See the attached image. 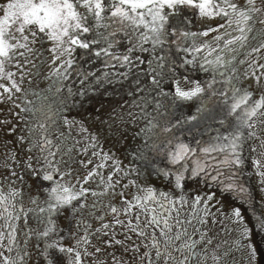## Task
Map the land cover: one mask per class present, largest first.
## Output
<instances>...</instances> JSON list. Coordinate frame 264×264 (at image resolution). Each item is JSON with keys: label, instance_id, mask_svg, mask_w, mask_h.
<instances>
[{"label": "snow or ice", "instance_id": "obj_1", "mask_svg": "<svg viewBox=\"0 0 264 264\" xmlns=\"http://www.w3.org/2000/svg\"><path fill=\"white\" fill-rule=\"evenodd\" d=\"M198 15L200 18L223 20L216 27H210L202 32H193L188 29L191 23L187 13ZM259 26V27H257ZM94 33L91 40L82 39L84 34ZM210 33H215L210 40H202ZM120 36L122 39H117ZM201 39V43L197 40ZM50 43V47H45ZM124 44L125 51H114L117 45ZM93 45H101L94 49ZM168 46L165 50V46ZM174 46V48L172 47ZM77 48L89 50L96 58L104 57L103 64L107 69L101 76L95 72H82L77 66L73 53ZM43 49V51H42ZM157 49L164 52L157 55ZM45 52L48 58L42 59ZM148 52L153 59L148 61L150 80L144 84L139 74L133 83L136 87L128 93L135 96L147 90L149 93H158L167 97L169 92H164L161 85L167 73L161 71L165 63L175 65L177 60L180 67L196 65L204 72H210L211 78L201 82L198 79H190L183 76V83L190 87L181 86V78L175 74V68H171L172 75L168 77L171 82V95L179 101H200L196 114L187 117L186 121H177L171 126H164L162 132L173 133L174 128L182 126V123L197 122L208 113L215 121L217 116L221 118L218 123L221 126L227 124L228 131L217 135L209 141L196 140L195 147L183 142L179 136H169L162 141L161 148L155 142L151 146L155 151L166 154L173 168H159L157 175L168 179L169 183L174 180L175 187L182 189L186 179L199 178L206 183L211 181L217 185L221 193H237L246 197L249 190L240 182L245 166V145L249 146L251 153L256 154L252 159V165L256 175L260 178V184L264 186V63H260V54L264 53V0H0V103L12 102L14 107L19 108L17 100H22L24 107L22 112L30 113L37 123L29 128V136L34 137L30 143L33 149H38L43 158V167L34 168L32 157L25 162V174L37 176L42 181L51 182V186L45 189L46 198L43 206L35 199L33 204L36 209H29L33 213L38 224H43V230H32L25 234L24 247L20 246L17 239L18 230L15 221H18L23 213L25 221L28 214L23 208L17 209L16 198L22 196V192L10 189L5 193L0 189V264H28L31 253L27 248L28 240L35 234L37 241H43L40 251L44 264H85V258H93L92 264H106L104 260H97V253L101 248L92 243V237L99 240L101 237H109L104 244L111 247L120 245L128 251L126 242L131 240L127 232L134 233L141 238L140 244H134L131 248L133 253L139 255L142 264H207L209 256L206 250L204 254L197 251L202 243L211 244L206 240V233L200 235L199 241L188 232V226L193 220L201 226L207 224V217L211 215L209 202L213 200L215 193L204 196H196L192 202L190 219H180V208L187 204L186 198L179 197L180 208L177 200L167 192H159L155 187L147 183L140 184L137 180H129L122 185L136 187L137 194L133 200L124 199L123 207L117 208L111 203L107 205L108 211L113 215L114 223H101L94 231L91 225L83 218L76 221V228L83 227V235L72 247L62 244L63 237L58 236L59 230L55 226L53 214L70 209L75 215H81L89 209L87 200L89 196L95 197L96 202L91 205L89 212L99 206V198L106 195H115V189L120 184V178L115 181L114 176L122 174L128 176L133 169L121 167V161L114 155L103 151L99 144V137L89 134L90 144L81 149L82 153L88 154L89 148L93 149L91 157H98L96 163L81 181L77 178L76 184L65 182V176H71V171H62L60 164L67 165L69 162L56 161L55 157L61 151L59 145L53 144L48 138L49 129L56 122L53 119L52 105L46 103L48 96L25 88L27 79L38 74L37 60L40 66H46L50 70L46 79L55 77L56 93H61L67 87V97H84L90 91L99 90L105 85H117L123 87V81L127 80L132 73L133 67H138L144 61L134 53ZM181 53L191 54L181 57ZM199 55V60L197 59ZM243 55L244 59H239ZM175 57V58H173ZM211 57V59H209ZM153 63L155 67H152ZM247 67L242 73L245 80H252L260 91L258 98L254 99V91L251 85H240V76L237 74V65ZM30 66V67H29ZM117 67L125 68L126 71H115ZM12 69H15L13 71ZM32 69H37L33 72ZM73 72L79 80L81 87L73 90L65 84L72 78ZM222 79H217V77ZM94 80L89 82V78ZM221 84V88L215 85ZM48 91H51L49 88ZM19 94V95H18ZM34 96L40 100L39 105L29 99ZM143 106L133 102L138 112L128 111L129 122L137 119H147V124L141 132L145 134V143L151 138L153 130L159 128L156 117L146 112L148 104L146 96H142ZM209 105H213L214 108ZM160 105L157 103L156 108ZM215 111V115H212ZM19 116V113L16 114ZM151 117V118H149ZM123 122V116L118 117ZM4 123H7L6 121ZM75 121L64 118V124L71 128ZM39 129V139H35ZM120 129H116L119 131ZM81 131L87 133V128L81 125ZM64 136L63 132L59 133ZM23 141L24 137L21 136ZM258 141V145L253 144ZM55 148V151L53 149ZM71 151V149H69ZM201 154L200 156L197 153ZM158 153V154H159ZM215 154V155H213ZM14 163H19L15 157L11 158ZM39 157L37 162L39 163ZM135 159L143 160V153ZM112 161V164H108ZM193 161L194 167L189 169L188 163ZM82 167L93 165L89 158L77 161ZM112 167V172L105 178L102 169ZM12 176L23 181V175L12 171ZM59 175L60 179H56ZM140 172L136 171L137 179ZM152 175L148 173V177ZM94 178L99 180V186L103 191L84 187ZM79 185V187H77ZM123 196V192L119 193ZM75 202V203H74ZM175 213V215H173ZM120 215L129 217L127 221L121 220ZM144 217L141 223V217ZM233 216L237 223H242L239 209H234ZM134 217L135 223L133 222ZM97 219L103 221L104 217ZM257 231L264 234V218L257 217ZM116 226L125 228L124 239H116ZM243 226L241 241H237L238 249L248 248L249 254L255 258V248L251 244L245 245L242 240L250 237L251 229ZM195 231H199L196 229ZM99 234V235H97ZM94 251H89V248ZM7 253V254H6ZM14 253V255H13ZM112 255V264H126V262ZM224 253H213L211 259L215 264H222Z\"/></svg>", "mask_w": 264, "mask_h": 264}, {"label": "rangeland", "instance_id": "obj_2", "mask_svg": "<svg viewBox=\"0 0 264 264\" xmlns=\"http://www.w3.org/2000/svg\"><path fill=\"white\" fill-rule=\"evenodd\" d=\"M242 2V0H241ZM198 22L204 18H200L197 15ZM220 23H223V20H220ZM219 23V24H220ZM192 27V26H191ZM190 27V29H191ZM259 27V26H257ZM193 32H202L192 30ZM204 31V30H203ZM215 33H210L208 37L203 39L210 40ZM84 39V37H83ZM50 43H46L45 47H50ZM80 50V49H79ZM43 51V49H42ZM77 54V49L73 53V58L75 59ZM147 57V64L149 67L148 61L152 60L153 57L150 53L145 52ZM157 55H159L157 51ZM199 55L197 54V59L199 60ZM48 58V53L45 52L42 59ZM245 57L241 55L239 59H244ZM211 59V57H209ZM260 63H264V53L260 54ZM198 64V63H197ZM38 65V74L35 76L29 77L32 81L31 84L25 81L24 87L30 88L34 92L43 94L50 88V85L53 84L55 77L46 79L48 71L50 70L46 66H40L39 60H37ZM30 67V66H29ZM152 67H155L153 63ZM247 65H237V74L240 76V81H249L251 86L255 89L257 95H260V91L257 86L253 83L252 80H245L242 76V73L245 71ZM150 69V68H149ZM15 71V69H12ZM33 72H37V69H32ZM154 74V73H153ZM90 81V80H89ZM67 86H71L73 90H77L81 87L80 84L73 85L71 82H65ZM55 86V84H54ZM182 87H190L183 83L181 79ZM216 88H221V84L215 85ZM56 92V88L54 89ZM97 92L98 95L92 97V93ZM19 95V94H18ZM67 87L63 89L61 93H57L56 96L50 95L46 103H50L52 98L58 97L61 107L58 117L59 131L58 133L63 132L65 137H70V140L74 146V152L77 154L79 160H84L87 163L89 158L96 159L99 162L98 157H91V152L93 149L89 148L88 154L82 153L81 149L90 144V139H88L89 134L99 137V144L102 146L103 151L115 156L119 159L121 167L124 169H133L140 172V177L137 179L136 171H132L128 176H122V174H117L113 177L115 181L118 177L120 178V184L117 185V191L123 192L125 194V188L122 185L127 184L129 180H137V183L145 184L148 186L155 187L156 189L161 184L160 175L156 174V170L159 168H173L179 167V165L172 166L164 153H159V149L153 150L152 147L149 153L154 154L155 156L150 155V159L153 164L157 165L155 170L149 166L143 167V163H140V159H135L139 154H141L143 146L145 143V134L141 132V129H144L147 124V119H137L135 121L129 122L130 118L127 116L129 110L133 112H138L139 110L133 106V102H138L143 106V100L140 98L132 99L131 97L122 94H111L103 91L93 90L90 91L87 96H73L71 98L65 99L67 97ZM29 99H33L34 96H29ZM57 100V101H58ZM17 104H20V107H14L12 102L4 101L0 103V173L2 175H8V179L5 181L4 185L10 184L13 189H19L22 192L24 207L36 209L37 205L32 203V200L35 199L38 204L43 206V201L46 198L45 191L40 188L36 182V176H31L25 174V162L28 161L31 156L32 164L34 168H38L37 157L33 155V152L29 150L32 144L30 141L34 137L29 136V128L37 123V120L34 119L30 113L22 112L21 108L24 107L22 100H17ZM40 100H38L37 105H39ZM186 105L191 104L192 101L184 102ZM200 106V105H199ZM198 106V107H199ZM197 107V108H198ZM210 107L214 108L213 105ZM146 112L149 113V107L146 106ZM197 110V109H196ZM19 113V116L16 114ZM196 114V112H195ZM212 115H215L213 111ZM123 116V122L118 117ZM210 115L205 113L203 119H206ZM211 117V116H210ZM64 118L69 121H75L76 123L69 128L68 125L64 124ZM220 116H217L216 119H220ZM54 119V116H53ZM7 123H4V122ZM81 125L84 128H87L88 132L84 133L81 131ZM116 129H120L116 131ZM220 129H225V133L228 131V126L220 127ZM161 134V133H160ZM162 135V134H161ZM23 136L24 140L21 141L20 137ZM40 136L39 129H37V135L35 139H38ZM60 136V135H59ZM48 138L50 139L49 135ZM53 139H56V136H52ZM147 142H149L147 140ZM253 144L258 145V141H253ZM161 148L164 147L162 142H157ZM194 146V145H193ZM249 146L246 144L244 151L245 157L251 163L250 168L255 172V169L252 165V159L255 158L256 154L250 152ZM37 152L38 149H33ZM159 153V154H158ZM40 154V152H39ZM41 155V154H40ZM145 158L148 156L145 154ZM15 157V160L19 163H14L11 159ZM157 159V161L155 160ZM78 160V161H79ZM40 161V160H39ZM108 164H112V161H109ZM189 169L194 167L193 161L188 163ZM71 176L64 178V181H70L72 184H76L77 178L81 181L85 177L89 169L82 167L79 163H75L72 166ZM16 171L20 175H23V181L18 180L15 176H12V171ZM112 167H105L102 169V174L107 178V176L112 172ZM151 172L152 175L148 177V173ZM96 183H99V180L96 179ZM14 184V185H13ZM90 184V181H89ZM172 183H169L166 187L171 186ZM88 185V184H87ZM175 185V184H174ZM85 186V185H84ZM185 186L193 190L195 195L202 194L204 197L211 193H215L213 200L210 201L212 208L214 209L213 223L205 225V233L208 234L211 240L208 251V262L209 264H215L211 259L213 253L220 254L228 251V255L224 257L222 264H264V234H261L257 231V217L264 218V186L260 184V178L256 173L254 174L253 183L251 187L256 194L258 200V209L256 212L249 211L245 206L235 201L233 198L222 194L219 190L209 187L207 184L190 180ZM79 187V185H77ZM134 189L135 187L129 185ZM165 187V188H166ZM184 188V187H183ZM169 189H163V192H167ZM204 193V194H203ZM123 197V196H122ZM122 198L120 199V201ZM22 203V202H21ZM75 203V202H74ZM23 204V203H22ZM234 209H239L242 217V223H237L236 218L233 216ZM66 210V209H65ZM68 210V209H67ZM72 212V211H71ZM258 213L259 216H256ZM73 214V213H72ZM27 227L32 230H40L43 228V224H38L35 219L26 221ZM17 230H18V241L20 242L21 247H24L25 241V230L21 220L16 221ZM247 225L251 229L250 237L245 241V245L251 244L255 248V258L249 254L247 247L243 249H238L236 242L240 241V238L243 233V226ZM127 230L124 228L123 235L117 233L116 238L123 237L124 233ZM127 235L131 237V240L128 241L127 248L128 251L118 250L117 245H112L109 247L107 254L104 258L106 264H112V255L115 254L116 258L129 264L131 261L137 260L139 262V255L142 254L143 248L140 249V253H133L131 248L134 244H140L141 238H138L134 233L127 232ZM121 240V238H119ZM39 247L43 248V241H37L35 234L32 235L31 239L28 240L27 248L31 253V259L28 261V264H44V259L42 258L39 250L37 249V244ZM105 246H107L105 244ZM108 247V246H107ZM130 259L125 261L127 258ZM136 262V263H138ZM139 264H141L139 262Z\"/></svg>", "mask_w": 264, "mask_h": 264}, {"label": "flooded vegetation", "instance_id": "obj_3", "mask_svg": "<svg viewBox=\"0 0 264 264\" xmlns=\"http://www.w3.org/2000/svg\"><path fill=\"white\" fill-rule=\"evenodd\" d=\"M189 13H187V15ZM190 20H191V23L188 24V26H187L189 30H191V31L192 30L203 31V30H206V29H208L210 27H216L220 23L221 18H219V17H217L215 19L204 18L200 22H198L197 15L196 14H192L190 16ZM190 27H191V29H190ZM202 40H207V39H203L202 38ZM202 40L198 39L197 43L199 44L200 42H202ZM79 49L80 48H77V54H76V57H75V61H77L78 54L81 51V49L80 50ZM187 59H192V55L191 54H187ZM75 65H74V67H75ZM240 85L243 86V87H248L251 84H250L249 81H240ZM50 88H51V91H48L49 90L48 89L43 94H41V96H45V95L48 96V97L50 95L56 96L57 93L54 92V89L56 88V85L54 86V83H53L52 85H50ZM251 88L254 91V99L258 98L259 95H257L255 89L252 86H251ZM58 99H59L58 97L52 98L50 103H49V104L52 105V113H53L54 120H55L56 123L50 127L48 135L50 137V140L53 141V144L59 145L60 148H61V151L56 154L55 160L56 161H60L61 157H63L64 161H68L69 162L67 165L60 164L61 170L62 171H72V169H73L72 166L75 163H77L79 158H78L77 154H75V152H74L73 144L71 142H67V140H70V137L59 136V133L57 132V131H59L58 117L57 116L60 113V107H61L60 106L61 103H60V101ZM32 100H34L36 104L38 103V99L36 97H34ZM183 102H187V101H183ZM194 105H195V100L192 101L191 104H187L186 105L184 103L183 109L185 110L186 113H191L193 111V109H194ZM53 135L56 136L57 138L53 139L52 138ZM30 148H32V146H30ZM69 149H71V151H69ZM53 151H55V148L53 149ZM31 152H33V155L35 157H37V158L39 157L40 158L39 159L40 161H39V164H38V168L43 167V158L39 154V151L35 152V151L31 150ZM92 160H93V165H88L89 171L92 169V167L96 163H99L96 159H92ZM246 161L249 162L247 158H246ZM250 165H251V163H250ZM249 171L251 172V177H250L249 181L251 183H253V178H254L255 172H253V170L250 168V166H249ZM8 175L9 174L2 175L0 173V189H2L5 193H7L10 189H13L10 184L4 185L5 181L8 179ZM66 177L67 176H65L64 178H66ZM159 178L161 180V184H159V187L157 188V190L159 192H163V189H169L167 191V193H169L173 198H175L177 200V207L178 208H180L179 197L181 195H183L186 198L187 204L184 207L180 208V219L182 221H184L186 219H190L191 218L190 217V210H191V207H192V202H193L194 198L196 196H198V195H195V193L193 192L192 189L187 188L185 186V184L188 181H190V179H186L184 181V188L178 189L174 185L175 184L174 180H173L171 186L166 187L168 185V179H165L161 175H160ZM56 179L57 180L60 179L59 175H56ZM36 182L40 186V188H42L44 191H45L46 188L51 186V182L42 181V179H40L37 176H36ZM98 184L99 183H96V178H94L93 180L90 181V184L85 185L84 187H91L93 190L103 191L104 190L103 186L101 185V186L98 187ZM212 188H214V187H212ZM16 190L20 191L19 189H16ZM124 191H125V194L123 195V197L119 194L120 191H117V190H115V192H116L115 195H106V196L100 197L99 198V206L95 210H92L91 214L89 212V209H91V205L94 202H96V199H97V198L92 197V196H89V198L87 200L89 209H86L84 211V213L82 214V216L81 215H75L74 216V214H72L70 209L61 210V211H58V212L54 213L52 218L55 221V226L59 230L58 236H56L54 238L58 239L59 237H63L62 244L64 246H68V247L75 246L77 240L80 238L81 235H83V227H81L79 230L76 228V221L81 219V218H83L86 223L91 225V229L93 231L96 228H99L101 223L113 224L114 223L113 215L108 211L107 205L109 203H111L113 206H115L117 208H122L123 207L122 201L124 199L133 200V197L137 194L136 187L134 189H132L131 187H127V188H125ZM199 196H204V195L199 194ZM121 198H122V200L120 201ZM16 206H17V209H20L22 207L24 212L28 214L27 220L35 219L33 213L29 211V209H31V208H25L24 207L23 196H19V197L16 198ZM257 209H258V202H257ZM209 210H210L211 215H209L207 217V221H208V224H212L213 223V215L215 213L213 211L214 209L212 208V204L210 202H209ZM18 214L21 216V218L19 220L22 221L23 226H24V230L27 233L29 231V228L27 227V224H26V221L24 219L23 213H19L18 212ZM173 215H175V213H173ZM100 216L104 217L103 221L97 219V217H100ZM256 216H259L258 213H256ZM119 218L121 220H124V221H127L129 219V217H126L124 215H120ZM131 218L133 219V222L135 223L134 217H131ZM143 220H144V217L142 216L141 217V223H143ZM0 223H2V221H0ZM15 223H16V221H15ZM205 225L201 226L198 222L193 220V224L188 226V232L193 234V238L196 239L197 241H199L200 235L202 233H205ZM196 229H199V231H195ZM40 230H43V228H40ZM123 230H124V228H122L120 226H116V228H115V231L117 233H119V234H122V235H123ZM97 235H99V234H97ZM119 238H121V240L124 239L123 237H119ZM119 238H116V239H119ZM207 238H209L208 234H206V240H207ZM241 238H242V236H241ZM241 238H240V241H241ZM107 239H109V237H106V236L105 237H101L99 240H97L95 237H92V243L102 249L101 252L97 253V255H96V259L97 260H104L106 254H107L109 246L107 247L104 244V241L107 240ZM246 240L247 239L242 240V243H245ZM127 243H128V241L126 242V244ZM117 246H118V250L125 251L124 248L121 247L120 245H117ZM43 247H44V243H43ZM201 249L206 250V252L208 254L209 245L207 243H202L197 248V251L201 252ZM89 251H94V249H92L90 247ZM143 251H144V249H143ZM203 254L204 253L201 252V255H203ZM13 255H14V253H13ZM92 259L93 258H90V257L89 258H85V264H92ZM129 259H130V255H129V258H127L125 261H128ZM136 262H138V261L133 259V261H131L129 264H139V262L142 264V262L140 260H139L138 263H136ZM193 264H195L194 261H193ZM207 264H209L208 261H207Z\"/></svg>", "mask_w": 264, "mask_h": 264}, {"label": "trees", "instance_id": "obj_4", "mask_svg": "<svg viewBox=\"0 0 264 264\" xmlns=\"http://www.w3.org/2000/svg\"><path fill=\"white\" fill-rule=\"evenodd\" d=\"M191 15L192 13L190 12L188 14L189 19ZM93 35L94 33H89V34H84L83 37L85 40H91L93 38ZM117 39H122V37L118 36ZM100 46L101 45H93V48L98 49ZM125 47L126 46L122 43L120 45H117L114 51L123 53L125 51ZM172 47L174 48V46ZM167 48L168 46L166 45L165 50H167ZM157 51L159 55L164 54V52L160 51L159 49H157ZM134 55H139L144 62L143 63L137 62L139 66L133 67L132 73L129 75L128 79L123 81V87H121L119 84L105 85L104 87L99 88L98 91H103L114 95L122 94V96L124 95L129 96L128 93L136 87L133 81L136 79L137 74H139L140 79L144 84H148L150 80V75L153 73H150V69L147 64L146 54L137 52L134 53ZM180 55L181 57L185 55L187 56V54L184 53H181ZM103 60H104L103 56L98 59L94 55H92L89 50L81 49V51L78 54L76 61L77 63L74 68L78 66L79 70L82 72H95L96 76H101L104 71H113V69L105 68L103 64ZM171 68H175V74L181 79L183 76H188L190 79H198L201 82H204V81H208L211 78V73L204 72L203 70H201L199 67V63L196 64L195 66L185 65L184 67H180V62L179 60H177V63L175 65H170L168 63H165V67L161 69L162 72L167 73V76L162 81V85H161L164 92H169V95L167 97L159 95L158 93H149L147 90H145V92L142 93H137L135 96H129L132 99H138V98L141 99L142 96H146L148 100L147 106L149 107V113L151 114V116L156 117V122L160 125L159 128L153 130V133L150 134L151 138L148 139L149 142H147L142 148L141 153H143L144 155L146 154L148 156V158L146 157L145 159L140 160L141 161L140 163H143L142 165L143 167L146 166L150 167L151 163L153 164L152 160L150 159V155L152 157L155 155L149 153V151L154 142L155 143L162 142L165 140V138L175 134V136H179L183 140V142L189 143L192 146L194 145L193 147H195L196 140L209 141L212 137H215L217 135V130H219V132L221 133H225L226 131L225 129H220V127H225L227 124L221 126L218 123L219 119H216L214 121L212 117L209 116L206 119L199 120L197 122L182 123V126L173 129V133L162 132V128L164 126H171V124H174L177 121H181V122L186 121L187 117L195 114L197 107L200 105V101L195 100L193 111L191 113H186L185 110L183 109L184 102L179 100L174 101L171 95V90H172L171 82L168 79V77L172 75L170 71ZM126 70L127 69L120 67H117L115 69V71H120V72ZM217 79L219 80L222 78L218 76ZM89 80H90L89 82H91L94 80V78L90 77ZM69 82H71L73 85L79 84V80L75 72H73L72 78L69 80ZM97 95H98L97 92L92 93V97H95ZM157 103L160 105L158 109L156 108ZM197 155L198 156L201 155L199 151ZM155 160L157 161V159ZM156 166L157 165H153V166L151 165V167L153 168L152 170H155ZM249 166H251L250 163L247 162L245 159L243 174L240 177V182L249 190V195L246 197L243 194H237V193H223V194H226L227 196L233 198L235 201L245 206L249 211L256 212L258 200L256 194L252 190L251 182L249 181L251 177ZM190 180L200 181L202 183L207 184L209 187H214L215 189L221 192L220 188L217 185L213 184L211 181L206 183L204 180L199 178L190 179Z\"/></svg>", "mask_w": 264, "mask_h": 264}]
</instances>
